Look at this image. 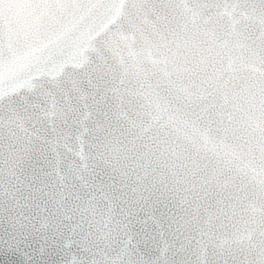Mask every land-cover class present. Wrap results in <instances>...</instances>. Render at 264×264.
<instances>
[{
    "label": "clouds",
    "instance_id": "obj_1",
    "mask_svg": "<svg viewBox=\"0 0 264 264\" xmlns=\"http://www.w3.org/2000/svg\"><path fill=\"white\" fill-rule=\"evenodd\" d=\"M0 264H264V0H0Z\"/></svg>",
    "mask_w": 264,
    "mask_h": 264
},
{
    "label": "water",
    "instance_id": "obj_2",
    "mask_svg": "<svg viewBox=\"0 0 264 264\" xmlns=\"http://www.w3.org/2000/svg\"><path fill=\"white\" fill-rule=\"evenodd\" d=\"M104 2L110 3L112 5L116 6H122L124 4H174V3H182L185 2V0H104ZM118 11V9H117ZM112 24H109L106 29L103 32H100L96 35L97 40L103 39L107 31L112 28ZM77 53H72V55H76Z\"/></svg>",
    "mask_w": 264,
    "mask_h": 264
}]
</instances>
